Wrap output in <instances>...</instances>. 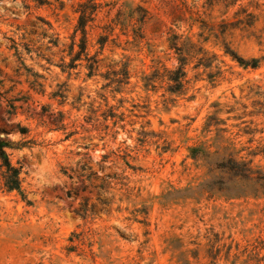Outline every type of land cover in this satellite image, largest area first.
Here are the masks:
<instances>
[{
	"label": "rangeland",
	"instance_id": "obj_1",
	"mask_svg": "<svg viewBox=\"0 0 264 264\" xmlns=\"http://www.w3.org/2000/svg\"><path fill=\"white\" fill-rule=\"evenodd\" d=\"M46 1L0 0V141L20 170V193L0 172V264H264V0H93L91 78L62 68L86 0ZM143 18L141 39L97 44ZM167 33L198 47L174 94L153 80L179 66Z\"/></svg>",
	"mask_w": 264,
	"mask_h": 264
},
{
	"label": "trees",
	"instance_id": "obj_2",
	"mask_svg": "<svg viewBox=\"0 0 264 264\" xmlns=\"http://www.w3.org/2000/svg\"><path fill=\"white\" fill-rule=\"evenodd\" d=\"M38 5L42 6L44 4H48L46 0H37ZM99 8V5L96 4L93 0H86V2L79 4L78 9L75 11L77 14V22L74 30V36L71 39V44L69 46V56L71 57L70 63L67 66H62L64 69H74V63L77 61H83L85 62V70H87V78L93 77L96 72H98L101 69V63L102 60L97 59L96 56H90L87 52V33L86 29L87 26L94 22V17L97 13V10ZM146 14V12H145ZM146 16V15H145ZM149 19H127L126 25L123 26L121 23L123 19H115V23L113 26L107 27L109 31L108 33H105V35L99 36L97 44L100 46L101 50L104 48L108 38L113 33L114 27L120 26V28H123L124 30H130L133 36V39H141L142 35L140 32V28L142 25L146 23ZM181 22V21H179ZM113 23V22H112ZM50 27V25H49ZM105 29V30H107ZM79 32L81 37L79 39V44L75 43V37L76 33ZM169 35L167 42L169 44V50L173 51L174 54L177 56L176 61L178 62L179 66L174 70H168L163 69V73H157L158 78H154L153 74V80L154 79H161L162 81L165 80L166 84L168 85V92L169 93H177L180 92L185 82L186 72L184 67L186 66L185 62L188 61V59H196L197 64L195 65L194 69H198V47L190 42H180L181 36H178L173 33H167ZM46 30L43 31L42 36L45 37ZM53 36V35H52ZM52 45V47L57 48L58 42L57 39L51 41L49 43ZM77 47L78 50L74 52V48ZM50 50V49H48ZM226 55L230 56L232 60H236L238 64L244 68L247 66H250L251 69L257 68V61L252 60L249 63L238 59L233 53H230L228 51L225 52ZM83 58V59H81ZM112 64L107 65L105 67L106 73L108 75H111L113 79H108V81L112 85L117 86H124L127 85L130 74L128 71V66L126 63L123 62H115L111 61ZM146 84L153 83L151 79H147L145 77ZM150 82V83H149ZM147 86V85H146ZM149 86V85H148ZM20 134H22V131H20ZM18 149V144L10 142V141H0V172H1V184L2 186L8 191V192H17L20 193V170L12 165L8 154L6 153V150H16ZM228 167H224V169L230 170L234 173L240 174V177L244 179L249 180L248 177H243V175H246L238 170H236V167L240 168L243 166L245 171L248 173L249 170L246 168V163H237L236 161H229ZM236 170V171H235ZM256 176L250 177L251 181L255 182L258 185L264 186V174L263 173H256Z\"/></svg>",
	"mask_w": 264,
	"mask_h": 264
}]
</instances>
